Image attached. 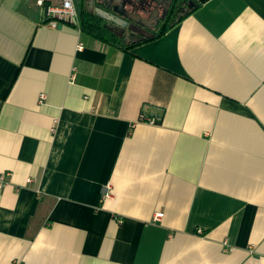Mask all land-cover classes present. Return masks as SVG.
Instances as JSON below:
<instances>
[{
  "label": "crops",
  "instance_id": "0c3cea01",
  "mask_svg": "<svg viewBox=\"0 0 264 264\" xmlns=\"http://www.w3.org/2000/svg\"><path fill=\"white\" fill-rule=\"evenodd\" d=\"M37 1L0 0V264H264V0L128 51Z\"/></svg>",
  "mask_w": 264,
  "mask_h": 264
},
{
  "label": "water",
  "instance_id": "95a60500",
  "mask_svg": "<svg viewBox=\"0 0 264 264\" xmlns=\"http://www.w3.org/2000/svg\"><path fill=\"white\" fill-rule=\"evenodd\" d=\"M96 1L99 7L95 14L104 21L103 28L127 43H135L154 36L147 28L155 21L164 0ZM92 7L93 0H90L89 8Z\"/></svg>",
  "mask_w": 264,
  "mask_h": 264
},
{
  "label": "trees",
  "instance_id": "16d2710c",
  "mask_svg": "<svg viewBox=\"0 0 264 264\" xmlns=\"http://www.w3.org/2000/svg\"><path fill=\"white\" fill-rule=\"evenodd\" d=\"M178 1V0H175ZM78 17V27L83 35H88L95 39H98L106 44L114 45L116 47H120L125 51L130 50L134 46L138 45L140 42L135 43H125L122 41L121 38L115 36L102 26V21L99 17L94 15L92 12L88 11L87 9H81L77 11ZM167 24H164L159 31L154 34L152 38L159 37L165 30ZM147 39L143 40L146 41ZM34 233L32 234V236Z\"/></svg>",
  "mask_w": 264,
  "mask_h": 264
},
{
  "label": "built area",
  "instance_id": "2783aa9c",
  "mask_svg": "<svg viewBox=\"0 0 264 264\" xmlns=\"http://www.w3.org/2000/svg\"><path fill=\"white\" fill-rule=\"evenodd\" d=\"M37 4L45 7L46 25L49 28L56 29L60 24H72L77 21V11L73 0H39ZM79 48L81 45L78 46ZM4 177L5 175L0 176V189ZM161 216V214H156L154 221L160 219ZM197 233L200 236L203 234L202 230H198Z\"/></svg>",
  "mask_w": 264,
  "mask_h": 264
},
{
  "label": "flooded vegetation",
  "instance_id": "af4514ba",
  "mask_svg": "<svg viewBox=\"0 0 264 264\" xmlns=\"http://www.w3.org/2000/svg\"><path fill=\"white\" fill-rule=\"evenodd\" d=\"M181 0H164L162 2V8L159 11L155 21H153L147 28L149 32L153 34V31L160 29L164 24H168L173 21L180 14L179 9Z\"/></svg>",
  "mask_w": 264,
  "mask_h": 264
}]
</instances>
